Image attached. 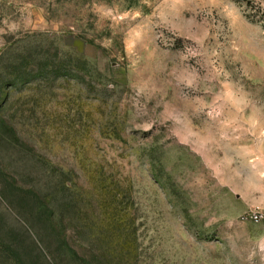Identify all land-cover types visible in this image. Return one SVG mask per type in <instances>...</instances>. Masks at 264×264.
<instances>
[{
	"label": "rangeland",
	"instance_id": "obj_1",
	"mask_svg": "<svg viewBox=\"0 0 264 264\" xmlns=\"http://www.w3.org/2000/svg\"><path fill=\"white\" fill-rule=\"evenodd\" d=\"M264 0H0V264H264Z\"/></svg>",
	"mask_w": 264,
	"mask_h": 264
},
{
	"label": "built area",
	"instance_id": "obj_2",
	"mask_svg": "<svg viewBox=\"0 0 264 264\" xmlns=\"http://www.w3.org/2000/svg\"><path fill=\"white\" fill-rule=\"evenodd\" d=\"M250 217L254 222H264V213H253Z\"/></svg>",
	"mask_w": 264,
	"mask_h": 264
}]
</instances>
